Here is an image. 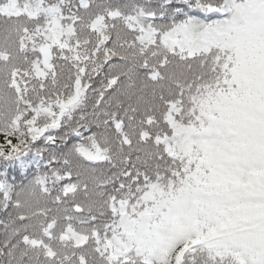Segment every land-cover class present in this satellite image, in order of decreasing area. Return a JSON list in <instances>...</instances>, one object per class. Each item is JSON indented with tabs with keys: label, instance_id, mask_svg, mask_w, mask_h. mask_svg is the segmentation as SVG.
I'll return each instance as SVG.
<instances>
[{
	"label": "snow or ice",
	"instance_id": "snow-or-ice-1",
	"mask_svg": "<svg viewBox=\"0 0 264 264\" xmlns=\"http://www.w3.org/2000/svg\"><path fill=\"white\" fill-rule=\"evenodd\" d=\"M0 264H264V0H0Z\"/></svg>",
	"mask_w": 264,
	"mask_h": 264
}]
</instances>
